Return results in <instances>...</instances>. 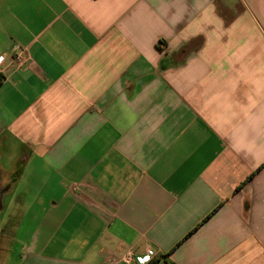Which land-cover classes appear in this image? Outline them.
<instances>
[{"label": "crops", "instance_id": "0c3cea01", "mask_svg": "<svg viewBox=\"0 0 264 264\" xmlns=\"http://www.w3.org/2000/svg\"><path fill=\"white\" fill-rule=\"evenodd\" d=\"M0 70L5 264H264V0H0Z\"/></svg>", "mask_w": 264, "mask_h": 264}, {"label": "built area", "instance_id": "2783aa9c", "mask_svg": "<svg viewBox=\"0 0 264 264\" xmlns=\"http://www.w3.org/2000/svg\"><path fill=\"white\" fill-rule=\"evenodd\" d=\"M17 64L22 62V54L18 53L13 58ZM2 71L0 70V74ZM120 264H163L164 258L158 255L155 250L148 249L145 253L140 254L133 249H128L120 258Z\"/></svg>", "mask_w": 264, "mask_h": 264}, {"label": "rangeland", "instance_id": "374dc122", "mask_svg": "<svg viewBox=\"0 0 264 264\" xmlns=\"http://www.w3.org/2000/svg\"><path fill=\"white\" fill-rule=\"evenodd\" d=\"M7 154H8L7 149H4L3 151L0 150V157L3 156L1 163L3 164L6 172L8 173V169H15V168H14L12 161L9 159L10 155L9 154L7 155ZM7 186L10 188L12 185H7ZM1 195L3 196V201H2L3 206L1 208V201H0V219H2L4 217V215L6 214V212L9 210V205H10V203L13 202L15 193H13V192L8 193L6 190H2ZM2 227H3V224L1 221L0 222V230L2 229ZM6 258H7V254H5V252L3 253L0 251V264H5ZM11 264H13V263H11Z\"/></svg>", "mask_w": 264, "mask_h": 264}, {"label": "trees", "instance_id": "16d2710c", "mask_svg": "<svg viewBox=\"0 0 264 264\" xmlns=\"http://www.w3.org/2000/svg\"><path fill=\"white\" fill-rule=\"evenodd\" d=\"M161 257L164 258L166 264H172L166 259V257H164V256H161Z\"/></svg>", "mask_w": 264, "mask_h": 264}, {"label": "water", "instance_id": "95a60500", "mask_svg": "<svg viewBox=\"0 0 264 264\" xmlns=\"http://www.w3.org/2000/svg\"><path fill=\"white\" fill-rule=\"evenodd\" d=\"M0 197H1V192H0Z\"/></svg>", "mask_w": 264, "mask_h": 264}]
</instances>
